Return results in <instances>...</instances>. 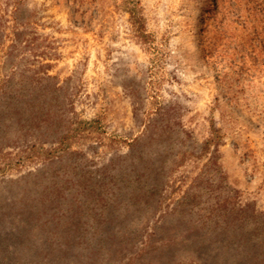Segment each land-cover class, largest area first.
<instances>
[{
    "label": "rangeland",
    "instance_id": "1",
    "mask_svg": "<svg viewBox=\"0 0 264 264\" xmlns=\"http://www.w3.org/2000/svg\"><path fill=\"white\" fill-rule=\"evenodd\" d=\"M234 1L220 32L213 0H0V264H264V8Z\"/></svg>",
    "mask_w": 264,
    "mask_h": 264
},
{
    "label": "trees",
    "instance_id": "2",
    "mask_svg": "<svg viewBox=\"0 0 264 264\" xmlns=\"http://www.w3.org/2000/svg\"><path fill=\"white\" fill-rule=\"evenodd\" d=\"M213 6H214V14H215L213 23L216 24L220 32L224 31L225 28L229 26L232 17H235L237 15L239 17L240 15V10L236 9L237 5L235 1L233 2V0H213ZM261 7L264 8V0H262L261 2ZM261 11L264 10L262 9ZM22 16L23 15L21 14V8L15 7V9L12 11L11 17L13 18L15 24L13 28L14 29L13 34L17 37L20 36L21 34L22 35L28 34L27 31L31 28L32 22H34L31 21V17H30L31 15L26 16V14L24 13L25 17ZM48 67L49 65L46 66V68ZM10 81H11L10 77L7 76L5 79H3V84H1L0 86V95L4 93L9 98L7 102V106L4 109H9V111H15V110L19 111L23 105L22 97L18 96L17 94L10 93L11 91H8L9 90L8 85L10 84ZM20 120L21 119H19V121L17 122L18 124L22 123L20 122ZM28 122H29V126H31V124L32 125L34 124L35 119L33 118L30 121L27 120L26 123L23 124L28 125ZM70 134L71 133L69 131L62 135H59L58 138L56 139V143L59 145L62 151H65V148L67 147V140ZM148 134H150V131L148 132L147 129V132L145 133V137ZM35 140L39 142H43L42 139H40L39 137H35ZM217 168L220 169L219 166H217ZM263 221H264V215H263ZM262 226L264 227V224ZM263 230L264 228L261 230L262 237H264ZM261 244H264V238L261 241Z\"/></svg>",
    "mask_w": 264,
    "mask_h": 264
}]
</instances>
